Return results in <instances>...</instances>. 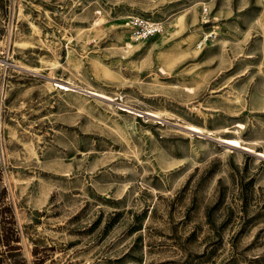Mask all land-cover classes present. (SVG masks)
Segmentation results:
<instances>
[{
    "label": "rangeland",
    "instance_id": "rangeland-1",
    "mask_svg": "<svg viewBox=\"0 0 264 264\" xmlns=\"http://www.w3.org/2000/svg\"><path fill=\"white\" fill-rule=\"evenodd\" d=\"M235 130L264 150V0H0V264H264Z\"/></svg>",
    "mask_w": 264,
    "mask_h": 264
},
{
    "label": "bare ground",
    "instance_id": "bare-ground-1",
    "mask_svg": "<svg viewBox=\"0 0 264 264\" xmlns=\"http://www.w3.org/2000/svg\"><path fill=\"white\" fill-rule=\"evenodd\" d=\"M136 38L141 39L142 37L137 36ZM56 85L65 90H76V88L70 85L68 82L57 81ZM83 89L91 93L92 95L101 97L109 101H114L115 99L114 97L105 93L104 91L98 90L93 87H84ZM121 108L123 110L129 111L135 114L144 113L146 115L153 116L156 118L162 117V112L156 109L155 110L153 109L141 110L136 107H133L132 105H127V104H121ZM184 127L190 131L197 132V133H203L205 131L203 127L196 125L194 123H187L184 125ZM208 133L213 134L212 131H208ZM233 134L234 135H229V136L216 135V139L219 140L225 148H228V149L235 148V149H240V150H246L249 152H254L258 156L264 157V150H256L252 145H250L251 144L250 142L244 140V138H242L241 135H239L238 130H235Z\"/></svg>",
    "mask_w": 264,
    "mask_h": 264
},
{
    "label": "built area",
    "instance_id": "built-area-1",
    "mask_svg": "<svg viewBox=\"0 0 264 264\" xmlns=\"http://www.w3.org/2000/svg\"><path fill=\"white\" fill-rule=\"evenodd\" d=\"M131 22L134 26L133 33L136 37H147L161 30V23L149 21L147 19L140 18L139 16H133L131 18Z\"/></svg>",
    "mask_w": 264,
    "mask_h": 264
}]
</instances>
